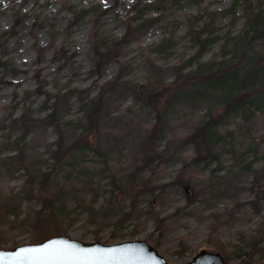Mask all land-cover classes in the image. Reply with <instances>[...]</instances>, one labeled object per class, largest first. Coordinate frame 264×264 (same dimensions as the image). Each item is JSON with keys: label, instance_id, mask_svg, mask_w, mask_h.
<instances>
[{"label": "rangeland", "instance_id": "rangeland-1", "mask_svg": "<svg viewBox=\"0 0 264 264\" xmlns=\"http://www.w3.org/2000/svg\"><path fill=\"white\" fill-rule=\"evenodd\" d=\"M234 1L202 0L200 5L177 8L162 0H0V248L38 243L39 235L57 225L65 232L60 235L80 241H147L170 264H185L203 249L219 252L227 264H264V240L256 248L252 243L264 239V202L261 215L251 205L255 176H264V108L249 122L237 115L229 118L220 129L223 141L212 154H199L195 146H183L180 140L210 118L211 101L200 95L183 98L166 115L159 157L146 166L149 152L141 150V137L161 120L157 109L165 102L143 89L154 81L150 63L164 69L165 86L173 84V67L197 51L188 34L190 20L197 15L202 19L196 27L211 23L218 37L205 59H220L222 44L238 35L245 23L242 6L236 11L237 22L223 13ZM150 3H155V10L144 9ZM257 5L264 9V0ZM82 9L92 11L76 22ZM148 18L158 21L150 29L131 32L119 55L97 74L94 38L113 46L124 40L129 25L137 27ZM164 41L169 43L161 46ZM254 48L264 51V43ZM119 74L126 85L107 100L100 129L87 138L90 148L76 151L51 181L49 196L61 199L64 213L53 223L37 225L40 202L22 197L26 171L3 162L18 153L10 143L26 134L19 118L26 112L31 116L27 123L44 118L53 103L49 98L59 92L78 89L96 96ZM82 119L79 99L70 98L62 127L68 142L83 137L78 127ZM58 140L55 128L40 125L17 144L26 145L31 171L48 172L54 169L52 151ZM137 168L153 181L155 195L135 193L136 216L121 225L133 199L121 194L111 198V175L121 179ZM49 196L43 197L48 201ZM94 199L102 211L97 218L81 204ZM7 201L13 213L3 216Z\"/></svg>", "mask_w": 264, "mask_h": 264}, {"label": "trees", "instance_id": "trees-1", "mask_svg": "<svg viewBox=\"0 0 264 264\" xmlns=\"http://www.w3.org/2000/svg\"><path fill=\"white\" fill-rule=\"evenodd\" d=\"M162 1L164 3L171 1L177 8H182L187 3L197 5L202 3V0ZM156 3L158 2L156 1ZM257 3L258 0H235L233 5L223 12L225 14H231L233 22H237L238 17L236 11L242 6L245 10V23L242 31L238 35L231 36L222 44V56L220 59H205L211 47L218 41V37L211 31V23L201 29L196 27V24L202 19L201 15H197L190 20L188 30L189 36L197 46V51L188 61L173 67L174 73L176 74V79L173 84L165 86L162 82L164 69L150 61V70L154 81L147 87H143V89L146 88L147 91L154 93V95L162 96L165 102L161 110L157 109L161 115V120H157L154 126L147 130L146 134L141 137V150L149 152L146 166L153 162L155 158L159 157L158 147L165 138L166 115L170 107L183 98L200 95L207 96L211 101L212 115L210 118L197 126L193 133L180 140L183 146H195L199 154L213 153L216 146L224 139L220 129L229 118L237 115L241 116L246 122H249L252 120L256 111L264 108V51L256 52L254 48L256 43H264V9L258 6ZM155 6V3H150L145 5L144 9L155 10ZM91 11L92 9H82L76 15L75 21L79 22L81 18H84ZM157 21L158 18H148L137 27L129 25V32L126 33L124 40H121V42L113 46L105 45L96 39V36L92 41V52L94 54V69L97 74H102L105 66L119 55L120 52L118 49L125 45L131 32L150 29ZM168 43L169 41H164L161 46ZM16 71L18 72V70ZM37 78L39 81L40 76L38 75ZM123 78L124 75L119 74L106 87L102 88L96 96L90 91H79L78 89H72L64 93L59 92L58 95L49 98L48 103L51 100L53 103L47 107L49 112L44 118H32L31 122L27 123L26 121L31 117L30 115L27 116V112L23 113L19 118V122L25 125L23 129L26 130V134L18 142H23L29 132L40 125L53 127L59 133V140L55 144V149L52 151V156L55 160L53 171L42 172L40 168L31 171L28 165L26 145H18L17 141L10 143L11 149L18 152L17 155L3 160L7 166L26 171L27 179L23 187L22 197L36 199L40 202L41 209L36 213L38 216L37 225L41 221L45 225L53 223L57 217L64 213L65 207L58 204L61 199H58L59 197L57 199L56 197L51 199L49 196L52 195L49 190L51 181L55 179L59 168L61 169L66 165L67 160L69 161L76 151L90 148V142L87 138L94 135L95 131L100 129L101 116L103 115L105 104L112 95L120 92L125 87L126 82L123 81ZM38 93L45 94V91L38 89ZM150 96L152 97V95ZM72 97H77L82 107L83 119L78 124V127L81 130V135H83L82 138L84 140L82 138H73L72 142H68V138L63 133L62 127L67 104ZM228 134L232 136V133ZM199 160L200 158L195 160L194 163L197 164ZM141 172H143L142 169L137 168L121 179L116 177L117 175H111L113 186L111 198L115 199L117 194H121L133 199L132 207L125 215V218L121 220V225L127 219L136 216L138 201L135 193L155 195L153 181L143 178ZM186 182L189 184V181ZM180 185L182 184L180 183ZM58 192L60 193V191ZM252 192L254 193L255 199L251 202V205L258 215H261L264 202V176L262 174L255 176ZM44 195L49 196L48 201L43 197ZM7 202L3 205L4 208L2 207L3 211L5 209L3 216L13 213V209H11L12 205L9 201ZM95 203L96 199L90 203L85 201L81 202L83 210L92 218H97L102 212L96 209ZM158 217L156 220H159ZM262 223L264 231V215L262 217ZM48 231L45 234L39 235L36 242H41L52 236L65 233L57 225L49 228ZM263 240H253V246L256 248L263 245ZM15 245L17 244H14L11 248L15 247Z\"/></svg>", "mask_w": 264, "mask_h": 264}, {"label": "water", "instance_id": "water-1", "mask_svg": "<svg viewBox=\"0 0 264 264\" xmlns=\"http://www.w3.org/2000/svg\"><path fill=\"white\" fill-rule=\"evenodd\" d=\"M0 264H170L144 240L103 244L57 235L40 243L0 249ZM185 264H227L218 252L201 250Z\"/></svg>", "mask_w": 264, "mask_h": 264}]
</instances>
